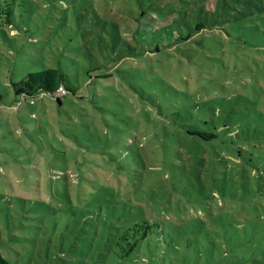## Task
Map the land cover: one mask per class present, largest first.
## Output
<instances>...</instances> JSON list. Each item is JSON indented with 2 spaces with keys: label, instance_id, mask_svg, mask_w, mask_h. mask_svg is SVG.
<instances>
[{
  "label": "trees",
  "instance_id": "obj_1",
  "mask_svg": "<svg viewBox=\"0 0 264 264\" xmlns=\"http://www.w3.org/2000/svg\"><path fill=\"white\" fill-rule=\"evenodd\" d=\"M256 1L261 4V8H256L257 10L246 8L245 0H175L172 10L152 11L146 7L134 9L136 0H116L119 4L117 8L107 11L120 15L116 22L110 24L108 18H97L100 30L112 28L113 40L117 42L122 37L123 43L111 46L108 52V47L104 49L103 36H100V40L97 39L94 45L97 57L85 72L88 85H94L93 75L103 82L109 76L111 78L120 73L121 69H126L122 65H130L129 62L139 56L169 52L171 49L176 53H186L191 51H184L189 45L198 50L200 42L207 45L210 42L209 50L224 53L222 60H214L218 63L217 68L222 63H225V68L227 64L231 67L236 57L243 61L245 68L248 66L252 74H255L256 67L260 75L254 77L256 84L249 82L242 95L233 94L229 99L196 101V90L188 86L185 92L175 90L172 100L165 96L155 107V117L151 118L149 111H144L147 126L144 132L151 149L159 156L163 155L158 170L164 173L167 180L171 183L181 182V185H185L183 187L191 186L194 193L203 199L201 202L197 201L196 206L209 204L210 201L217 205L237 203L242 205L247 216L240 219L233 212L225 210L211 213L206 220L194 218L181 224L144 219L140 223H134L113 241L119 260L129 258L142 242L148 244L154 239L159 246L158 256H163L160 264L165 261L166 256L170 257V264H264V89L258 81L259 78L264 79V0ZM9 11L3 14L4 17H0L3 19L1 27L5 31L7 28L9 36L15 37L18 31L13 28L12 10ZM226 13L234 15L223 20L226 16L222 15ZM220 19L221 26L218 24ZM216 27H220V32L210 35ZM218 39H223L224 42ZM86 41L84 38L85 44ZM217 45H222V48ZM88 50L91 53L89 48ZM112 52L114 58L111 57ZM255 55H262L263 59H256ZM73 66L76 67L77 64ZM106 73L111 75L105 76ZM201 73L211 74L208 70ZM124 75L128 78L131 73L127 71ZM19 76L22 77L9 84L13 90L12 101L1 104L3 97L0 95V106L13 110L20 109L24 104L35 107L41 103V108L31 114L32 119L38 120V123L30 126L29 135L27 127L22 132L15 129L16 132H21L22 135L25 132L27 135L22 140H15V146L21 148L27 156L24 160L16 159V162H30L31 154L44 159V162L42 159L32 162L39 164L36 174L31 173L33 169L22 167L19 182H38L43 179L46 194L56 206L40 198L29 200L30 203L39 201L41 209L50 208L58 214L72 216L77 212L74 208L83 207L88 198L96 201L89 202L91 207L100 202V197H87L89 191H84V182H101L91 178L95 171L93 167H76L72 159L66 158L59 150L61 145L67 146L72 155L79 148L100 151L101 155L109 159L116 158L120 167H127L128 176L134 175L136 170L130 167L141 165L137 153L139 148L134 144L133 131L125 130L122 124H127L130 120L135 122L132 128H137L141 124L140 119L121 116L117 108H112L110 120L115 124L106 123L98 129L96 119L95 125L82 122L81 117H86L87 114L80 112L82 106L73 100L78 89L73 85L69 72L61 67H45L40 71L26 72L25 75L21 72ZM59 87L69 89L73 96L63 99L61 94L56 93ZM252 91L262 97L261 101H252ZM45 100L52 101V110H47ZM87 102L96 111L104 110L93 100ZM124 106L126 105H122V108ZM143 109H146L145 106ZM5 114L3 118L8 121ZM76 114L79 121L73 120ZM65 116L69 117L68 121ZM91 117L94 119L92 115ZM178 133L190 143L196 158L206 151L210 153L212 164L208 173V186L199 179L195 171L190 174L183 164H174L170 160L173 150L180 144ZM21 136L15 133V139ZM13 146L14 144L11 145ZM50 151L63 155L62 165H50L47 158L54 155ZM134 155L135 158L132 159ZM70 173L73 182L68 181ZM0 182L7 181L0 178ZM95 188L102 189L99 186ZM59 206L65 211L57 210ZM6 224L9 227L8 218ZM0 264H12L3 254L1 246Z\"/></svg>",
  "mask_w": 264,
  "mask_h": 264
},
{
  "label": "rangeland",
  "instance_id": "obj_2",
  "mask_svg": "<svg viewBox=\"0 0 264 264\" xmlns=\"http://www.w3.org/2000/svg\"><path fill=\"white\" fill-rule=\"evenodd\" d=\"M151 1L136 0L134 9L146 7L152 11H169L175 5V0ZM244 4L252 10L261 8L256 0H245ZM118 5L116 0H0V17H4L3 14L9 13L11 9V23L18 31L17 36H9V30L6 28L5 31L1 27L3 19H0L1 104L12 101L13 90L9 84L12 80H19L21 72L25 75L26 72L40 71L45 67H61L69 72L73 85L78 89L79 96L77 94L73 100L82 106L80 112L87 114L86 117H81L82 122L94 123L96 119L98 129L106 123L115 124L110 120L112 108H117L121 116L141 121L137 128H132L135 122L130 120L129 123L122 124L125 130L133 131L134 144L139 148L137 153L141 165L130 167L136 170L133 176H128L127 167H120L116 158L109 159L101 155L100 151L79 148L72 155L67 146H59V150L66 158H71L76 167H93L95 171L91 178L101 181L84 182V191H89L87 197L97 195L100 202L91 207L88 204L93 200L88 198L83 207L74 208L77 212L71 216L58 214L50 208L41 209L39 201L30 203L29 200L40 198L56 206L46 194L43 179L38 182H19L22 167L31 168V173L36 174L39 164L32 162L37 159L44 162L43 157L36 158L31 154L30 162L17 163L16 159L24 160L27 156L21 148L15 146V140L24 139L25 132L21 134L24 128H28L26 132L29 135L30 126L38 123V120L32 119L31 114L41 108V103L35 107L24 104L20 109L13 110L0 106V178L7 181L0 182V246L12 264H160L163 256H158L159 246L154 239L148 244L142 242L136 246L130 257L122 261L116 255L113 241L134 223H140L144 219L181 224L194 218L206 220L211 213L225 210L233 212L240 219L247 216L242 205L237 203L217 205L207 201L209 204L196 206V202L203 199L194 193L191 186L183 187L185 185H181V182L171 183L167 180L164 173L158 170L163 155L159 156L151 149L144 132L147 129L144 111H149L151 118L155 117V107L165 96L172 100L175 90L185 92L188 86L196 90V101L229 99L233 94L242 95L249 82L256 84L254 77H260L258 70L254 67L255 74H252L248 66L245 68L243 61L236 57L231 67L227 64L228 68H225V63H222L217 68L218 63L214 60H222L224 53L209 50L210 42L207 45L197 39L201 45L198 50L189 45L184 51H191L186 53H176L171 49L169 52L139 56L132 59L130 65L123 64L122 67L126 69H121L115 76L110 78L111 74L106 73L105 76H109V79L103 82L93 75L94 85H88L85 72L97 57L94 48L97 39L100 40V36H103L104 49L108 47V52L111 46L123 43L122 37L117 42L113 40L112 28L100 30L97 27L100 24L97 18H108L110 24L116 22L120 15L107 11H113ZM233 15L226 13L222 15L226 16L223 20L232 18ZM220 21L221 19L218 21L219 26ZM220 30V27H216L209 34L215 35ZM84 38L87 40L86 44ZM218 41L224 42L223 39ZM217 47L222 48V45ZM17 50L20 52H16ZM111 57L114 58L113 52ZM255 58L263 59L262 55H255ZM224 59L227 61L226 57ZM74 64L77 66L74 67ZM204 70L211 74L201 73ZM127 71L131 73L128 78L124 75ZM258 81L264 89V79L259 78ZM69 91L63 88L61 97L71 98L73 95ZM250 97L253 102L262 99L253 91ZM87 100L95 101L104 110H94ZM45 101L47 110H52V101ZM122 105L126 106L122 108ZM4 113L8 121L3 118ZM75 117L73 120H80L77 119V114ZM65 118L68 121L69 117ZM15 129L21 132L18 133ZM15 133L22 136L15 139ZM177 138L180 144L173 150L170 160L174 164H183L190 174L195 171L199 179L208 186V173L212 164L210 153L206 151L196 158L184 136L178 133ZM64 142L68 144L67 140ZM50 152L54 154L47 158L50 165H62L63 155ZM134 158L135 155L132 159ZM68 175V181L73 182L71 173ZM60 206L56 209L65 211ZM7 218L9 227L6 224ZM170 262V257L166 256L161 264Z\"/></svg>",
  "mask_w": 264,
  "mask_h": 264
},
{
  "label": "built area",
  "instance_id": "obj_3",
  "mask_svg": "<svg viewBox=\"0 0 264 264\" xmlns=\"http://www.w3.org/2000/svg\"><path fill=\"white\" fill-rule=\"evenodd\" d=\"M62 92H63V88H62V87H59V88L57 89V91H56L57 94H60V93H62Z\"/></svg>",
  "mask_w": 264,
  "mask_h": 264
}]
</instances>
